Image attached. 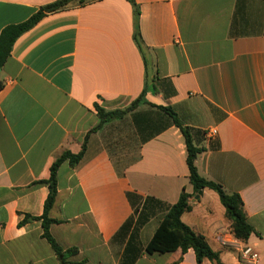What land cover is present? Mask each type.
<instances>
[{
    "label": "crops",
    "instance_id": "crops-1",
    "mask_svg": "<svg viewBox=\"0 0 264 264\" xmlns=\"http://www.w3.org/2000/svg\"><path fill=\"white\" fill-rule=\"evenodd\" d=\"M56 1L0 0V36ZM134 2L99 0L48 15L15 42L1 69L0 264H60L43 237L47 182L58 158L84 146L76 167H59L48 215L56 243L77 250L68 262L198 264L193 250L146 252L166 216L145 211L146 198L172 206L183 190L194 194L185 136L160 107L172 108L204 149L200 175L240 196L254 234L237 240L209 189L191 200L183 222L222 264H241L245 244L264 264V0ZM143 93L134 111L93 131L97 105L125 110ZM161 118L163 131L144 141ZM128 193L142 200L133 206Z\"/></svg>",
    "mask_w": 264,
    "mask_h": 264
},
{
    "label": "trees",
    "instance_id": "trees-1",
    "mask_svg": "<svg viewBox=\"0 0 264 264\" xmlns=\"http://www.w3.org/2000/svg\"><path fill=\"white\" fill-rule=\"evenodd\" d=\"M99 0H58L46 6H43L35 13L29 20L22 24L12 25L5 28L0 36V71L4 67L8 58L11 55L12 48L15 42L25 33L37 26L45 17L50 14L64 11L69 8L77 6H85L91 2ZM131 4L136 6L134 0H128ZM0 83V89H2ZM144 100L143 95L138 98L130 107L125 110L106 111L105 109L96 106V110L99 117V124L93 131H98L106 123L123 118L128 113L134 111ZM160 111L164 112L171 120L173 125L181 129L186 139L187 144V165L190 172V181L194 188V194L189 195L183 190L179 201L175 205H168L154 198H146L143 202L144 210H158L159 212H166V216L160 223V226L156 230L154 236L146 247V252L152 254H168L181 250L184 254L189 250H193L196 254L198 264H202L204 260H210L217 264H222L220 261L219 253L215 252L207 242V240L198 234H196L189 226H187L182 218L183 215L192 210L191 200L205 189L215 191L221 200L222 205L226 209V216L231 221V233L233 236L242 242H247L251 235L254 234V229L248 224L246 213L244 210V204L239 195H230L226 193L222 187L214 182H211L202 177L197 168V159L201 153L204 152L203 148L197 147L192 138V133L189 128L183 126L179 120L177 114L170 107H160ZM150 123H148L149 125ZM151 127L145 126L140 129V132H148ZM154 131H150L149 136L144 137V141L151 139L157 134L163 131L162 118L159 122V129L154 126ZM151 130V129H150ZM85 152V146L83 150L74 155L70 152L64 153L58 158L51 167V176L47 184L49 185V196L45 203V211L42 217L43 220V237L52 246L60 264H70L68 258L75 255L77 250H63L50 234L49 228L56 221L49 219L48 215L52 209L56 197H57V173L59 167L65 162L69 161L73 167H76L82 160ZM129 201L136 205L138 200H142L133 193H128ZM146 216V215H145ZM149 217V215H147ZM31 218H26V221ZM146 222L148 219L141 218ZM25 221V222H26ZM21 224H24L21 223Z\"/></svg>",
    "mask_w": 264,
    "mask_h": 264
},
{
    "label": "built area",
    "instance_id": "built-area-1",
    "mask_svg": "<svg viewBox=\"0 0 264 264\" xmlns=\"http://www.w3.org/2000/svg\"><path fill=\"white\" fill-rule=\"evenodd\" d=\"M206 135L210 139H215L218 135V132L216 129H211L208 132H206ZM260 261H261V255L254 247L245 244L240 250L241 264H259Z\"/></svg>",
    "mask_w": 264,
    "mask_h": 264
},
{
    "label": "water",
    "instance_id": "water-1",
    "mask_svg": "<svg viewBox=\"0 0 264 264\" xmlns=\"http://www.w3.org/2000/svg\"><path fill=\"white\" fill-rule=\"evenodd\" d=\"M202 192L199 193V195H201ZM199 198V196H197V199Z\"/></svg>",
    "mask_w": 264,
    "mask_h": 264
}]
</instances>
